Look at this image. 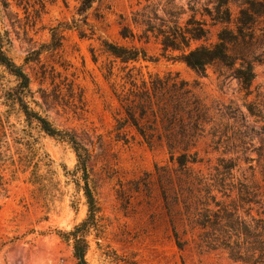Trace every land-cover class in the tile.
Returning <instances> with one entry per match:
<instances>
[{"label": "rangeland", "instance_id": "rangeland-1", "mask_svg": "<svg viewBox=\"0 0 264 264\" xmlns=\"http://www.w3.org/2000/svg\"><path fill=\"white\" fill-rule=\"evenodd\" d=\"M243 1L230 0L232 19ZM80 2L0 0V31L9 40L8 57L30 79V107L58 130L75 134L89 150L87 182L97 211L93 225L78 231L86 243V264H233L225 252L199 247L203 230L198 216L207 205L214 209L207 193L230 204L238 200L241 184L258 186L264 201V122L249 118L243 108L247 103L264 106V14L257 19L255 45L247 57L254 61L255 80L246 98L232 71L221 65L208 67L201 76L163 58L153 39L147 44L123 41L119 17L145 0H96L82 15ZM103 42L143 48L151 61L136 64L138 72L144 77L178 74L209 109L212 122L187 152L196 154L197 164L179 171L165 146L117 141L115 92L124 73L102 51ZM110 69L113 77L108 78ZM13 86L0 68V90ZM1 96L0 136L6 135L2 140L8 153L16 161V150L26 151L19 142L31 137L46 158L36 168L41 175L37 184L28 182L30 168L10 162L0 168V264H77L72 238L62 237L88 217L75 155L34 123L27 124L17 108L7 111ZM219 183L230 200L214 190ZM258 208L244 206L238 215L256 218Z\"/></svg>", "mask_w": 264, "mask_h": 264}, {"label": "trees", "instance_id": "trees-1", "mask_svg": "<svg viewBox=\"0 0 264 264\" xmlns=\"http://www.w3.org/2000/svg\"><path fill=\"white\" fill-rule=\"evenodd\" d=\"M96 0H81L77 12L82 15L91 8ZM201 0H187L185 6L178 0H158L132 11L128 16L119 17V36L123 41L149 43L151 39L160 46L161 56L167 61H177L203 76L208 67L221 65L232 71L245 97L251 95L255 80L254 61L247 57L252 54L255 45V26L257 19L264 14V3L255 0H244L237 17L232 19L229 7L230 0H205L204 5L197 7ZM197 15L200 18H197ZM233 25L230 28V25ZM214 32V41H211ZM9 44L6 33L0 31V68L13 79L10 89L1 87L3 105L10 109L17 108L27 124L34 123L39 132L45 136L66 144L73 151L81 173L83 192L88 207V217L73 232L62 234V237L73 240V255L77 264H86L84 256L86 243L78 235L79 229L93 225L97 211L95 200L87 182V164L89 150L73 133L58 130L45 117L30 107L33 93L30 79L22 68L16 65L7 55ZM102 51L122 66L120 71L123 82L120 90L115 92L120 105V112L115 118L114 132L117 141L125 144L137 141L148 148L165 146L171 163L178 170L197 164L196 154L187 152L194 147L212 121L209 109L196 96L190 85L181 80L178 74L148 75L144 77L136 70L140 62H150L151 57L143 48L125 47L103 42ZM131 66V67H129ZM136 74H134V72ZM113 77V70L107 72ZM246 115L257 123L264 122V106L257 103L243 105ZM264 134V124L260 128ZM129 136V138H127ZM0 168L3 163L12 166L19 164L25 171L30 168V184H37L41 179L36 170L43 163V154L33 138L19 142L26 147L16 150V161L9 154L4 133L0 136ZM2 177L0 176V181ZM2 184H0L1 186ZM221 198L230 200L222 184L215 187ZM214 209L207 207L198 216V226L203 230L199 236V247L206 251L225 252L233 264H264V209L263 195L258 186L241 184L237 190L238 200L226 204V201L210 197ZM234 205V207L231 206ZM238 204V205H237ZM258 206L257 217L243 219L238 210L244 206ZM175 238L176 234H174ZM179 246V245H178ZM181 249V247H179Z\"/></svg>", "mask_w": 264, "mask_h": 264}]
</instances>
